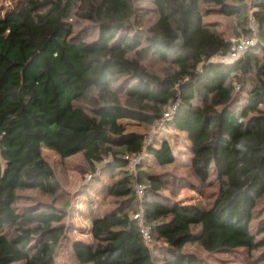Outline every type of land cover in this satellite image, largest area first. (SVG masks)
I'll list each match as a JSON object with an SVG mask.
<instances>
[{"label":"trees","instance_id":"1","mask_svg":"<svg viewBox=\"0 0 264 264\" xmlns=\"http://www.w3.org/2000/svg\"><path fill=\"white\" fill-rule=\"evenodd\" d=\"M140 1L156 14L145 30L136 28ZM209 12L237 17L242 36L257 35L264 49V0H16L0 13V264H55L66 232L78 228L54 206L16 205L20 190L60 191L43 149L63 160L81 154L91 171L101 163L122 172L98 179L117 198L113 208L100 212L85 191L87 224L78 229L86 238L71 242L78 264H200L182 250L187 244L207 253L258 250L256 263L264 261V208L256 209L264 197V60L252 47L225 59L232 44L204 21ZM78 21L95 36L81 38ZM151 58L172 72L152 73ZM101 119L157 128L144 141L97 127ZM169 129L185 134L194 178L218 186L203 209L173 199L172 186L186 178L147 171L176 163ZM129 155L140 156L149 243L133 219Z\"/></svg>","mask_w":264,"mask_h":264},{"label":"rangeland","instance_id":"2","mask_svg":"<svg viewBox=\"0 0 264 264\" xmlns=\"http://www.w3.org/2000/svg\"><path fill=\"white\" fill-rule=\"evenodd\" d=\"M16 0H1L0 13H3L7 8H11ZM138 11L136 13L137 22L136 28L145 30L148 25L155 19L156 14L152 6L146 2L140 1L137 3ZM252 9L249 10L248 15H251ZM204 21L209 24L218 36L231 44L243 38L241 34L242 25L237 17L224 16L216 12L204 13ZM247 27L253 29L254 24L249 23ZM74 31H81L80 37L85 40L95 36L93 32L88 33L89 29L84 31V23L76 22ZM253 39L252 50L257 55L259 60H264V49H260L258 43L260 39L257 35H251ZM250 47V48H251ZM209 48H213V43L209 44ZM261 61V62H262ZM148 70L156 75L162 77L168 72H172L173 67L169 62H162L158 59H147L145 62ZM80 107L79 105H76ZM166 109L164 110L165 113ZM87 112V111H86ZM93 122V121H92ZM95 124V123H94ZM97 127H106L113 135H140L143 136L144 141L151 139V133L157 128V123L153 125H142L136 121L129 119H101L96 123ZM165 138L169 141L173 152L175 154L174 164L165 167L153 166L150 173L159 172H174L189 181V184L184 186L175 184L172 186V197L175 201L183 204H190L195 207L202 208L211 202L215 194L218 192L216 183H200L186 168L190 151L186 136L182 132L174 129H169L166 132ZM43 158L53 168L55 175L60 183V191L56 195L45 194L36 189L20 190L18 191L19 199L17 206H36L45 210L48 206H54L65 214L64 223L72 224L73 226L84 227L87 224V207L85 206V191L96 197L100 204V212L113 208L117 203V198H114L99 188L98 179L105 182H113L121 171L115 169L112 174L101 169V163L94 164V171H91L89 165L84 161L81 154H77L68 159H60L52 150L43 149ZM134 155H129L133 159ZM107 155L104 156V159ZM4 162L0 159V173L2 172ZM129 170V168H127ZM137 172V169H136ZM136 177H139L136 173ZM145 181V180H143ZM164 194L169 191L165 190ZM264 208V197L258 200L256 209ZM73 227L66 232V239H63L55 256V264H78L71 252V242L75 239H85L86 237L79 229ZM152 247V246H151ZM154 249V247H152ZM184 252H189L199 259L200 264H264V261L256 263L255 257L259 251L249 252L244 249H237L231 252L224 253H207L197 244H187L182 249ZM154 255L158 256V252L154 251ZM255 260V261H254Z\"/></svg>","mask_w":264,"mask_h":264},{"label":"built area","instance_id":"3","mask_svg":"<svg viewBox=\"0 0 264 264\" xmlns=\"http://www.w3.org/2000/svg\"><path fill=\"white\" fill-rule=\"evenodd\" d=\"M253 30H256V27H253ZM252 45H253V39L251 37H243L231 45L227 55L224 58L236 59ZM171 109H172L171 105L167 106L166 111L163 115L164 118H169ZM147 141H150V138ZM129 160L130 163L128 168H129V172L133 174V176L135 177L134 191L139 201L138 207L133 214V219L138 221L139 230L142 235V238L144 239L145 242L149 243L151 241V235L148 226L144 223V208L142 204L143 186L139 184L136 180V173H137L136 164L140 160V156H135L133 159L129 158Z\"/></svg>","mask_w":264,"mask_h":264}]
</instances>
